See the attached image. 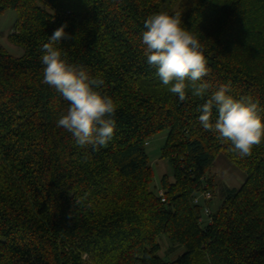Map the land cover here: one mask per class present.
Returning <instances> with one entry per match:
<instances>
[{
  "label": "trees",
  "instance_id": "obj_1",
  "mask_svg": "<svg viewBox=\"0 0 264 264\" xmlns=\"http://www.w3.org/2000/svg\"><path fill=\"white\" fill-rule=\"evenodd\" d=\"M170 1L0 0V15L16 12L8 39L24 49L14 57L0 45V264H264V142L250 156L230 153L199 124L204 101L189 92L181 102L143 55L144 21L177 13ZM178 13L201 42L213 90L230 84L234 98L264 108V68L242 57L264 55V0H190ZM65 23L73 38L56 46L102 78L99 91L117 105L115 136L99 151L56 127L67 102L41 83L42 46ZM165 129L172 179L152 189L145 145ZM218 154L245 179L222 188L212 212L206 174ZM160 237L184 251L163 258Z\"/></svg>",
  "mask_w": 264,
  "mask_h": 264
},
{
  "label": "clouds",
  "instance_id": "obj_2",
  "mask_svg": "<svg viewBox=\"0 0 264 264\" xmlns=\"http://www.w3.org/2000/svg\"><path fill=\"white\" fill-rule=\"evenodd\" d=\"M183 24L178 12H158L146 18L141 44L147 64L181 102L189 92L204 101L198 108V121L204 131L217 134L221 142L229 145L230 153L241 158L250 156L254 147L264 142V108L251 97L234 98L229 94L230 84H219L213 90L205 79L210 68L201 42ZM66 27L67 23L57 28L42 46L41 83L67 102L56 127L71 133L79 148L99 151L115 136L117 105L99 91L104 84L102 78L90 75L82 65L69 62L66 53L56 46L73 38L65 32ZM82 199L76 198V203L80 205Z\"/></svg>",
  "mask_w": 264,
  "mask_h": 264
},
{
  "label": "rangeland",
  "instance_id": "obj_3",
  "mask_svg": "<svg viewBox=\"0 0 264 264\" xmlns=\"http://www.w3.org/2000/svg\"><path fill=\"white\" fill-rule=\"evenodd\" d=\"M189 1L190 0H171L168 10L170 12L182 11ZM15 18L16 12L12 9H7L0 15V45L12 56L19 57L23 54V47L15 45L8 39V34L14 32L12 27ZM249 46H255L253 45V41ZM256 50H246V55L242 56L243 60L251 63H257L261 65V68H264V55H260V53H257ZM167 134V129L160 130L151 135L147 139L145 145L148 162L153 172L151 179L152 189H158L160 187V178L162 175H167L170 179H172L171 165L168 159L162 157L161 154ZM206 176L214 185L212 192L213 195H211L210 203H208V206L212 212L221 202V189L224 187H239L245 179V173L230 163V161L222 154H218L216 156L211 164V167L208 169ZM158 191L161 192V190ZM196 197L198 198V203L203 209L204 202L201 199L200 193L196 194ZM202 220L204 223L208 222L207 217L205 216H203ZM159 241L161 243V250L159 254L165 259L173 260L184 251L182 246L178 247V249L176 247H172L173 249H171L170 243L163 237H160Z\"/></svg>",
  "mask_w": 264,
  "mask_h": 264
},
{
  "label": "built area",
  "instance_id": "obj_4",
  "mask_svg": "<svg viewBox=\"0 0 264 264\" xmlns=\"http://www.w3.org/2000/svg\"><path fill=\"white\" fill-rule=\"evenodd\" d=\"M209 197H210L209 193H205V198H209ZM205 211L207 210L205 209Z\"/></svg>",
  "mask_w": 264,
  "mask_h": 264
}]
</instances>
